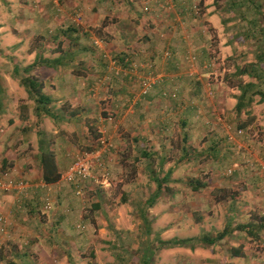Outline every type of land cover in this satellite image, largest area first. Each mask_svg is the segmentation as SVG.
Instances as JSON below:
<instances>
[{
    "label": "rangeland",
    "instance_id": "obj_1",
    "mask_svg": "<svg viewBox=\"0 0 264 264\" xmlns=\"http://www.w3.org/2000/svg\"><path fill=\"white\" fill-rule=\"evenodd\" d=\"M36 1L31 0L28 3L29 7L25 19H18L14 23L15 35L11 37L15 39V42L20 41L21 38L30 40L32 50L36 47V49L43 47V55H50L51 57L57 55L55 53L57 51L63 52L64 47L67 50L76 48V45L71 43L72 40L62 43L61 41L58 42L57 38L53 39L56 27L54 20L56 18L61 19V16L64 15V18L73 17L72 20L78 24L75 26L76 24L73 23L78 28V32L74 34L82 39V43L86 47V50L79 53V57L77 56L78 61L73 66L71 65V68L69 66V71H73L72 74L84 78L82 84L79 82L80 94H72L70 90L57 92L53 84L45 87L42 82L52 77L49 74L51 72L45 71L35 74V71L32 75L41 81L42 93L48 97L57 95L68 98V100L60 102L65 103L59 108L64 111V114L72 113L68 103H93L95 106L93 105V108L89 109L94 111L92 114L94 118H90V120L97 121L98 116L104 120L102 132H99L100 130L96 126H92L90 130L91 139L82 146L70 139L72 146L70 145L68 150L64 148L66 150L64 152L65 166L70 167L80 153L93 151V153L99 152L101 156H99V161L92 160V178L81 186L82 192L77 196L83 200V203L85 202V209H82L83 206L79 200V208L74 209L73 214L67 216L61 224H57L58 228H63L62 223L71 222V230L68 231V235L71 237L70 241H62L63 238H57L55 230H51L50 223L55 221L52 219L51 213L55 206H52L48 197L42 202V209L46 214L39 211L31 215L25 209L28 220L25 222L20 220L25 231L31 232V226H33L32 229H35L33 218L40 217L43 222L42 227H39L40 232L37 229H35L36 232L32 231L33 236L19 235L13 240L6 235L7 221L5 224L0 223V257H4L6 260L3 262L0 260V264H25L23 263L24 253L29 255L33 264H63L64 262L66 264H264V231L262 229L255 231L254 237L248 236L244 232L234 231L214 245L195 243L191 249L189 247L172 249L161 247L159 240L197 239L202 236L215 237L221 232L224 221H216L211 218L215 215L214 212L220 200L223 199V195L218 191L213 196V192L216 190L214 185L221 181V177L227 179L233 177L238 172L239 166L246 162L242 160V156L233 153V158L229 156L217 161L209 157H192L189 161L191 168L197 164L210 165L216 163L223 167L222 171L216 173L210 170L205 172L192 170L190 172L191 179H198L200 183L205 184V187L198 191H193L191 186L187 184L186 186L170 188L171 191L182 192L173 201L169 200L168 192L166 188H163L159 198L150 207L147 200L154 194L156 187L153 183L139 178V174L142 175V173L134 153L136 143L130 139V132L133 131L135 125L134 118L132 119L133 116H131L130 120L123 121L126 109L122 104L137 103L148 95H141L139 85L141 78H148L153 74L156 77H154V85L161 83L163 78L153 71L151 62L145 64L142 73L140 68L136 67V70L132 72L136 75H132L133 78H129L130 80L123 74H119L116 66L119 65L117 59L123 53L132 54L138 50L135 43L141 37V27H138L140 23L149 21L152 16L159 19L160 15L168 16L169 14H176V18L184 16L186 21H193L198 28L197 31L204 37L203 43L208 47V59H202L201 52L193 50L195 49L192 44L194 38L189 33H185L181 28L178 29L176 25H173L172 28L174 34H179L181 39L183 38V41L190 45L191 50L186 56L187 75L202 88L200 99L190 101L184 107H198L199 119L197 120L202 121L203 133L214 134L218 137L219 142L225 135L226 142L231 145L241 139L249 140L254 146L252 150L257 151L264 148V104L258 102L259 97H256L254 102L256 104H252L250 113H243L239 117L230 109V103H232L230 99L238 95L237 85L240 81L232 75L237 66L244 67L247 63L252 62L253 58L251 54L244 57V52L247 50L246 41L238 38L233 41L232 45L229 44V41L232 36L245 30L246 25L244 23L253 15L252 8L250 7V11L235 7L233 4L235 0H190L179 12L181 0H164L163 4L158 6L156 4V7L149 3V0H134L127 3L132 9H128L123 4L120 6L119 3L122 0H74L70 6H75L76 11L67 12L66 10L64 13V9L63 12L61 9L56 11L54 9L57 6L56 3L54 6L49 0L51 9L55 11L49 25L41 32L43 35L41 36L37 33L42 27L39 25V30H35L37 25L35 24V16L41 14V6L38 7ZM52 1L55 2V0ZM109 5L113 6L114 9L106 11L105 7ZM94 6H97V9H94ZM145 7L149 9L145 10ZM207 8L213 9L212 13L216 15V23L213 21L211 24L206 21ZM226 8L229 10L224 11ZM261 10H263L264 19V6ZM4 17L5 15L1 17L3 22H5ZM125 19L130 20L132 24H126ZM84 30L88 31L87 34ZM49 31L51 32L48 33ZM93 36L98 39L102 37L105 40L107 45L104 51L107 57H103L93 47L91 40ZM71 38L73 39V36ZM125 39L129 42L128 45L124 44ZM0 46L3 47L2 44ZM168 53L169 58L166 57ZM162 57L166 60L171 59V51L164 52ZM81 58L87 59L83 61L84 69L87 67L92 69L89 76H86L82 70L80 65L82 63L79 60ZM5 64L6 60L0 53V68H3ZM134 66H137L135 60ZM128 76L130 77V75ZM6 77L7 70L5 68L0 69V85L3 87V90H0V103H19V107L25 104V113L28 115L31 112L35 115L34 110H32L35 107L34 100L28 97L20 83L11 87L7 86ZM13 78L19 80L18 77ZM241 81L248 83L250 78L243 76ZM164 98L176 99L174 94L170 98ZM113 103L115 104L112 105ZM200 104L201 107L202 105L204 107L201 108ZM215 105H222L223 111H220L219 108L214 109ZM51 106L52 103L48 107L55 114L56 110H53ZM130 111H133V107ZM13 114L14 106L6 107V110L0 114V169L2 168L1 158L4 157L7 150L11 149L10 147H13L15 154L24 153L34 158L32 152L35 151V137L38 140V133L52 134V130L56 126L54 125L53 128L47 126L45 120L49 121L50 119L52 122L53 119L44 115L41 118L34 116V119L29 121L14 118L9 122V117ZM129 114L132 115V113ZM224 116L228 119L226 120ZM215 117H219L221 124L214 122ZM251 118L253 120L243 130V134H237L238 130H241L239 125L243 122H250ZM56 122L58 123V121ZM53 123L55 124V122ZM224 124H226L227 131H225L226 128L225 130L222 128ZM62 125L66 126L65 124ZM168 129L171 135L172 126ZM26 135L29 137L28 140L33 138V141L26 145L25 150H22L21 138ZM48 135L44 134V138L51 144V148L52 139ZM118 135H120V139ZM9 136L17 137V139L9 140ZM228 137H233V139L229 140ZM98 138L108 141L107 147H104ZM123 139L126 147L122 143ZM203 141L205 139L200 144ZM173 145L175 146V142ZM52 148L54 147L52 146ZM239 148L241 149V147ZM179 153L175 151L172 153L173 156L169 158L171 162H176ZM29 157L27 158L29 159ZM68 169L63 172V175ZM95 170L96 172H94ZM0 176H2L1 173ZM240 176L237 177L238 181H240ZM10 178L14 180L11 176ZM0 191L12 193L1 188ZM75 192L74 187L73 193L75 194ZM47 203L50 204V209L46 208L45 204ZM26 208L28 209V207ZM65 209L67 208L64 207L62 210ZM48 216L49 220L47 219ZM0 217L5 218L1 214ZM240 218L244 222L247 220L242 216ZM25 223H31L28 224L30 227L25 226ZM50 230L51 235H46L47 231ZM236 248L240 251V257L232 258L230 251ZM145 257L148 259L146 260Z\"/></svg>",
    "mask_w": 264,
    "mask_h": 264
},
{
    "label": "crops",
    "instance_id": "obj_2",
    "mask_svg": "<svg viewBox=\"0 0 264 264\" xmlns=\"http://www.w3.org/2000/svg\"><path fill=\"white\" fill-rule=\"evenodd\" d=\"M30 1L31 0H0V45H3V47L0 46V53L6 60L5 66L3 65V68L0 69L5 68L7 70L6 85L9 87L15 84L19 85V80L13 78L16 77L14 75L15 68L22 69L29 66L34 62L36 54H39L43 59H62L61 62H59V65H56L53 68H37L35 70V74H37V72H51L49 74H51L50 76H52V79L50 78L49 80L42 82L45 87L53 84L55 85V90L57 92H66L70 90L72 94H80L81 88L79 87V82L82 84L84 78L72 74L73 71H69V66L71 68V65L73 66L78 61L77 56H80L79 53L86 50L85 45L82 43V39L77 34L73 35V38L76 39L75 42L77 43L75 44L76 48L67 50V48L65 49L64 47L63 52L57 51L55 52L57 55L52 57L50 55H43V47H39L38 49H36V47L32 50L30 40L27 41L25 38H21L20 41L15 42V39L11 37L15 35L14 23L17 22L18 19H25L29 7L28 3ZM72 1L74 0H55V2L51 0V3H53V5L56 3L57 6L54 7L56 11L61 9L63 12L64 9L65 13L66 10L67 12L70 10L76 11L75 6H70ZM130 1L132 2L134 0H122L119 4L120 6L123 4L125 7H128V9H132L127 4ZM163 2L164 0H149V3L154 7L163 4ZM189 2L190 0H181L179 12L183 10L184 6ZM35 3L38 7L41 6V14L39 13L35 16V24H37L35 30L38 31L40 25L42 29H40L37 34L41 35L44 28L46 29L49 25V21L52 20L55 10L51 9V3L49 0H37ZM110 6L111 5L105 7V10L108 11L114 9L113 6ZM95 8L97 9V6H94V9ZM212 10V8H207L205 14L206 21L211 24L213 21L214 23L217 22L215 20L216 15L212 13ZM4 15L5 22L1 19ZM61 17L64 18V15ZM159 17L161 19L152 16L149 21L140 23L138 27H141V37L135 43L138 50L132 52L131 55H133L132 59L135 60L137 68H140L141 73L144 72L142 69L145 64L151 62V68H153V71L156 74L162 76V82L154 85L148 95L143 99H140L139 102L122 104L124 105V109H126L123 115V121L130 120L131 116H133L132 119L134 118L135 125L133 131L130 132V139L136 143L134 145V153L138 159L137 163L141 166L142 173V175L139 174V178H143L145 181L153 183L155 187H157L158 183L156 181H158L162 185V188H166L169 200L173 201L175 200L174 198L178 197L182 192L171 191L170 188L186 186V184L191 186L192 184H195L191 183L192 181H198V179H191L190 172L192 170L198 172L210 170L216 173L222 171L223 167H220L216 163H211L210 165L205 163L197 164L194 168H191L189 161H191L192 157H209L210 159H216L217 161L226 159L229 156L233 158L232 153L240 155L242 156V160L246 163L239 166L238 172H236L233 177H230L229 179L221 177V181L216 182L214 185L216 187L215 189L223 195V199L220 200L217 209L214 212L215 215L211 218L216 221H224L223 229L228 225H231L233 228L236 226V223H260V231L261 229L264 231V223L262 222L264 220V194H262L264 193V190H262L264 189V148L258 149L257 151H255V149L252 150L254 146L249 140L245 139L238 140L240 142L236 141L231 145L226 142L225 135H223L222 141L219 142L218 137L214 134L207 135L202 132V128H204L201 123L202 121L200 122L197 120L199 119V115H197L198 107H184L186 103L188 104L190 101L200 99L202 88L201 85L195 83V81L187 75L188 63L186 62V56L191 48H189V44H186L187 42L185 43L183 41V38L181 39L179 34L173 33V25H176L178 29H183L185 33H189L191 37L194 38L192 44L195 49L193 50L201 52V55L203 56L202 59L208 57V47L203 43L204 37L197 31L198 28L193 21H186L184 16L182 18H176V14H169L168 16L160 15ZM62 18H56V20H54L56 27L54 29L53 39L57 38L58 42L61 41L62 43H67L72 40H70V34L67 31L70 28H76L75 26H78V24L72 20L73 17L71 18L68 16V18ZM125 20L126 24H132L130 20ZM73 23L76 25L74 26ZM50 32L51 31L48 33ZM124 44H129L127 39L124 40ZM167 51H171L172 54V58L168 60L163 59L162 57L163 53ZM85 58L79 59L82 63L80 65L86 76H89L92 69L89 67L84 69L83 61L87 60ZM35 71H32L30 74L32 75ZM36 77L38 76L36 75ZM127 79L130 80L129 78ZM0 90H3L1 85ZM126 93L129 94L128 91H126ZM170 94H174L176 99L172 100L164 98H170L172 96H170ZM235 97L230 99L232 101V103H230V109L232 111L236 105ZM50 98L52 100L51 108L56 110V113L53 114V116H56L57 118L52 116L54 121L52 120L51 122L49 119V121L45 120V122L49 127L52 126L53 128L54 125L56 126L53 128L52 134H44L52 139L51 143L54 148L51 146V150L54 153L58 170L61 173L60 180L49 185L43 182L41 167L38 160V147L36 145L38 140L36 137L34 139L35 151L32 152L34 153L32 155L34 158H31L28 154L24 153L15 154L12 149L13 147H10L11 149L7 150L4 157L1 158V166L6 169L2 170L1 168V174L6 173L14 178L15 181L24 180L28 183V188L23 195H17L15 191L12 193H4L0 191V214L3 215L7 221L6 235L13 240L19 235L25 236L28 234L33 236L31 232H36L35 229L38 231L39 227H42L43 222L40 220V217L33 218L35 221V229H32L33 226H28V224L31 223L24 224L31 228V232L25 231V227H23L21 221L25 222L28 220L25 209L31 215L39 211L46 214L42 209L43 199L45 200L49 197L52 206H55L51 213L52 219L55 220V225L54 222L52 224L50 223V227L51 230H55L54 232L57 238H63L62 241L65 242L70 241L71 239L68 235V231L71 230L72 224L70 221L67 223L64 222L62 223L63 228H58L57 224H61L67 216L73 214L74 209L77 210L79 208V200L83 206L82 209H85V202L83 203V200L75 196L73 193L74 186L69 185L62 180L63 172L69 168L65 166L66 159L64 158V152L66 151L65 149L68 150L70 148V145L72 146L70 139L74 140L79 146H82L85 142H89L91 139L90 130L92 129V126H96L100 130L99 132H102L101 128L104 127V120L101 116L97 117V121H94L93 119V121L90 120V118H94L92 116L94 111L89 109L93 108V103H68L72 109V113L64 114V111L59 108L65 103L60 102L66 101L68 98L57 95L50 96ZM125 101H127V99H125ZM114 104L115 103L112 105ZM261 104H264V102ZM8 106H14V114L9 117V122L14 118L24 121L34 119L35 115L31 112L28 115L25 113V104H23L22 107H19V103H0V114L3 113ZM132 107L133 111H130ZM202 107L204 106L202 105ZM216 108L223 111L222 105H215L214 109ZM129 113H132V115ZM224 118L226 120L228 119L225 116ZM56 121H58V123ZM53 122H55V124ZM214 122L216 124H221L219 117H215ZM247 123L248 126L251 124L250 122ZM62 124H65L66 126H63ZM226 124L222 126L224 130ZM170 126L173 128L171 135L168 129ZM41 130L43 131V129ZM225 131H227V128ZM118 138L120 139V135H118ZM8 139L13 140L17 139V137L9 136ZM28 139L29 137L27 135L21 138L22 142L20 146L23 147L22 150H25L24 148L26 145L33 141V138H30V140ZM203 139H205V141L200 144ZM124 142L123 139L122 143L124 147H126ZM174 142L175 146L173 145ZM239 147H241V149ZM239 150L243 151L241 152ZM174 151L180 153L176 162H171L169 158L173 156L172 153ZM27 157H29V159ZM163 167L164 169H162ZM94 172H96V170ZM238 176H240V181L237 180ZM26 207H28V209ZM64 207L67 209L62 210ZM64 211H66V213L70 212L66 214ZM239 216L245 217L247 220L244 222ZM47 219L49 220V216ZM261 224H263L262 227ZM51 230L47 231L46 235H51ZM41 251H43L42 248ZM0 260L2 262L6 261L4 257H0ZM23 263L33 264L31 258L26 253L23 254ZM63 264L66 263L64 262Z\"/></svg>",
    "mask_w": 264,
    "mask_h": 264
},
{
    "label": "trees",
    "instance_id": "obj_3",
    "mask_svg": "<svg viewBox=\"0 0 264 264\" xmlns=\"http://www.w3.org/2000/svg\"><path fill=\"white\" fill-rule=\"evenodd\" d=\"M235 7L244 8L246 10H250L252 8L253 15L250 16V19L247 20L246 28L242 33H238L232 36V39L229 41V44L232 45L233 41L241 38V40L246 41L247 50L244 52L246 57L248 54L252 55L253 61L247 63L244 67H236L234 74L232 75L234 78L240 79L237 90L239 91L238 95L235 97L236 105L234 107V114L239 117L241 114H249L251 110L252 104L255 102V98L259 97L258 102H264V19H263V8L264 0H235ZM229 8H226L224 11H228ZM251 11V10H250ZM87 34V30H84ZM67 32L71 36L74 33L78 32V28H70ZM89 34V33H88ZM90 34H92L90 32ZM89 34V35H90ZM96 35V34H95ZM100 36V35H99ZM101 40L102 37H99ZM76 39H72L71 43L77 44L75 42ZM105 42V40H103ZM133 55L123 53L117 61L119 63V67L123 69H129L128 64H134V60L132 59ZM129 59V63H125V60ZM62 60V59H61ZM61 60H48L43 59L39 54H36V58L32 64L22 69L15 68L14 75L19 78L20 85L24 88L28 97L33 99L35 102L34 113L37 118H41L42 115L52 117L53 113L49 109V105L52 103L50 97L42 93L43 85L41 81L34 78L30 73L35 71L37 68H53L56 65H59ZM117 63V64H118ZM62 64V63H60ZM122 74V73H121ZM123 75L127 78L132 79L127 74ZM243 76H247L250 78V82L244 83L241 81ZM56 117V116H53ZM253 118L250 119V123ZM248 123H241L239 125V129L242 131L246 129ZM38 160L41 167V176L42 180L45 184H54L58 182L61 178V173L58 170V166L54 157V153L50 148V143L44 138L43 133H38ZM42 136V137H41ZM157 187L152 196L147 200L148 205L151 207L156 200L159 198L161 191L163 190L162 185L156 181ZM191 183H195L191 185L193 191H198L200 188L205 187V184L200 183L199 181H192ZM217 191V190H216ZM213 196H215V192ZM218 193V192H216ZM264 221V220H263ZM262 221V222H263ZM259 224H237L236 226L231 227V225L225 226L224 229L219 232L215 237L202 236L199 238H185V239H171L168 241L159 240V244L161 247L166 249H172L176 247H189L190 249L194 247L195 243L206 244V245H214L224 238H226L229 233L238 231L244 232L248 236H255V231H259ZM263 224H261V227ZM259 227V228H258ZM230 255L232 258L240 257V251L238 248L231 249ZM146 260L148 257H145ZM144 259V263H145Z\"/></svg>",
    "mask_w": 264,
    "mask_h": 264
},
{
    "label": "built area",
    "instance_id": "obj_4",
    "mask_svg": "<svg viewBox=\"0 0 264 264\" xmlns=\"http://www.w3.org/2000/svg\"><path fill=\"white\" fill-rule=\"evenodd\" d=\"M149 8L145 7V10H148ZM78 19V18H76ZM92 45L95 49H97L101 55L103 57H107V55H105V51L104 48L106 47V42H104L101 39H98L96 37H92ZM166 57L169 58L170 55L169 53L166 54ZM111 61V59H110ZM129 59L125 60V63H129L128 62ZM117 66V72L120 73H124L127 75H130L131 78L132 75H136L133 74L132 72L134 70H136L137 66H134V64H128L129 69H123L121 67ZM135 68V69H134ZM151 74L150 77H146V78H141L140 81L141 83H139L140 85V89H141V95L146 96L150 89L152 88V86L155 84V76ZM155 77V78H154ZM159 80V79H158ZM237 134H243L242 130H238ZM229 140H232L233 137H228ZM100 143L104 146L107 147V142L105 140H101L99 139ZM97 153V154H96ZM96 153H80V155L74 160V162L72 163V165L69 167L68 171L62 176V180L64 182H66L69 185H73L75 187V194L76 196H79V194L82 192V187L83 184L85 182H87V180H91L92 176H91V169H92V160L95 161H99V156H101V154L99 152ZM107 175V174H106ZM0 188L6 192H13L15 191L17 195H23L24 192L26 191V189L28 188V183L26 181H15V180H11L10 176L7 175L6 173L2 174V176H0ZM77 189H79L77 191ZM47 209H50V204H45ZM0 223L1 224H5L6 223V219L0 217Z\"/></svg>",
    "mask_w": 264,
    "mask_h": 264
}]
</instances>
